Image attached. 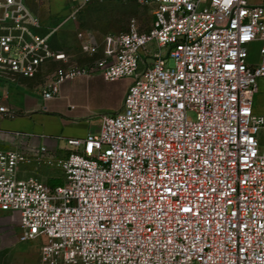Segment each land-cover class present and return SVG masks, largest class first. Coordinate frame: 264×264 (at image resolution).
<instances>
[{"label": "built area", "instance_id": "built-area-1", "mask_svg": "<svg viewBox=\"0 0 264 264\" xmlns=\"http://www.w3.org/2000/svg\"><path fill=\"white\" fill-rule=\"evenodd\" d=\"M136 1L153 6L151 27L132 20L102 42L78 34L90 59L81 65L52 47L58 28L25 0H0V118L17 116L3 82L49 64L46 101L79 78L132 79L122 109L64 147L0 129V214L18 221L16 243L42 240L37 264H264V114L254 111L264 4ZM254 42L260 60L250 64ZM30 163L64 183L22 177Z\"/></svg>", "mask_w": 264, "mask_h": 264}, {"label": "crops", "instance_id": "crops-1", "mask_svg": "<svg viewBox=\"0 0 264 264\" xmlns=\"http://www.w3.org/2000/svg\"><path fill=\"white\" fill-rule=\"evenodd\" d=\"M25 1L26 3L28 1H37L40 5L51 8L52 12L56 15V22H61L59 21L61 15L57 14L60 12L67 14L64 21L58 26L46 27L43 24L46 29L58 28L55 36L64 31L72 34L76 33L77 38L80 33L92 34L102 42L103 38L108 35V30L97 29L91 31L75 27L77 26L78 16L73 13L81 0ZM252 3L258 5L264 4V0H252ZM150 7L152 11L153 6ZM38 13L39 17L41 15V17L45 18V14L42 12ZM66 23L70 24L69 27L63 28ZM151 25L152 23H150L145 31ZM252 46L253 44L250 45L248 61L250 64H257L260 60L259 50L251 52ZM69 54H72L75 60L78 58L75 53L69 52ZM100 56L101 54L97 57ZM80 57L90 61L83 54L82 50ZM87 63L82 62L79 64L85 65ZM54 66L56 64L44 66L40 74L33 79L16 76L15 81L3 82L2 103L15 111L17 116L14 119L0 118V129L5 132L28 133L31 135L29 143L35 146H46L50 150L64 147V139L84 138L92 132H97L100 128V121L103 115L113 114L122 109L126 91L132 83L131 78L108 82L100 75H95L92 78H79L62 84L60 94L56 98L46 101L43 98L42 91L50 79V73L54 70ZM254 111L258 114H264V78L258 82ZM20 175L22 177L36 175L47 183L52 178V171L44 165L30 163L22 166ZM0 216L9 217L6 214H0ZM14 228L19 232L18 222H16Z\"/></svg>", "mask_w": 264, "mask_h": 264}, {"label": "rangeland", "instance_id": "rangeland-1", "mask_svg": "<svg viewBox=\"0 0 264 264\" xmlns=\"http://www.w3.org/2000/svg\"><path fill=\"white\" fill-rule=\"evenodd\" d=\"M27 3L37 15L39 14L38 12L45 14V18L41 17V15L40 17L46 27L58 26L66 18L67 14L60 12L57 15H61L59 18L61 22H56V15L52 12L51 8L42 6L37 1H28ZM77 16L78 21L75 27L91 31L97 29L108 30V34H118L128 31L132 20H136L138 28L141 31H145L150 23L153 22L151 7L142 5L136 0H94L81 10ZM69 25L66 23L63 28H67ZM260 46V43H253L251 52L260 50ZM52 47L65 50L68 53H75L78 56L75 60L77 64L89 62L88 59L80 57L81 42L76 37V33L72 34L67 31L58 33L53 40ZM167 64L171 68L175 66L173 59H168ZM46 168L52 171V178L48 180V185L55 186L64 183V176L60 171L49 167ZM33 176L38 177L36 175ZM16 222L18 221L10 217L0 216V264H37L42 240L18 243L16 245L19 234L14 228Z\"/></svg>", "mask_w": 264, "mask_h": 264}]
</instances>
